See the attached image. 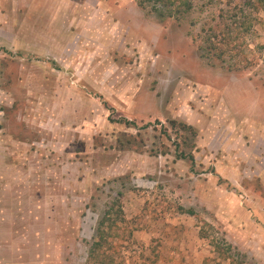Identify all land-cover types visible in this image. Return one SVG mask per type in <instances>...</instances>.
Here are the masks:
<instances>
[{"label": "rangeland", "instance_id": "374dc122", "mask_svg": "<svg viewBox=\"0 0 264 264\" xmlns=\"http://www.w3.org/2000/svg\"><path fill=\"white\" fill-rule=\"evenodd\" d=\"M28 1L0 0V264H87L104 216L108 264H264V10L85 0L114 60L50 66L12 47ZM228 26L237 53L207 59Z\"/></svg>", "mask_w": 264, "mask_h": 264}, {"label": "crops", "instance_id": "0c3cea01", "mask_svg": "<svg viewBox=\"0 0 264 264\" xmlns=\"http://www.w3.org/2000/svg\"><path fill=\"white\" fill-rule=\"evenodd\" d=\"M28 4L31 5V0ZM33 4L38 5L39 10L24 12L13 35L12 47L15 52L22 55H25L22 52L40 54L51 61L48 63L50 66L52 60L59 59V53L71 58L75 66L84 59L114 60L115 44L111 37L113 21L107 11L87 12L85 0H34ZM65 70L60 65V78ZM59 98H62L61 94ZM205 257L200 258V264ZM180 260L181 256H178L171 262L180 264Z\"/></svg>", "mask_w": 264, "mask_h": 264}, {"label": "trees", "instance_id": "16d2710c", "mask_svg": "<svg viewBox=\"0 0 264 264\" xmlns=\"http://www.w3.org/2000/svg\"><path fill=\"white\" fill-rule=\"evenodd\" d=\"M154 1L164 2V6L168 8L167 10H169V14H168L169 16L179 15L182 12H188L189 10L193 8L192 0H154ZM176 2L178 3L177 5L178 9H176L177 10L176 12H173L171 7ZM253 5L255 6V9L257 10L259 9L264 10V0H254ZM154 9L156 10L155 7ZM233 14H234L233 16L236 17V12H234ZM213 18L214 17H212V19ZM226 29L227 30H220L216 32V28L214 29L213 27H210V33L205 38L206 45L198 46L199 49L205 51L204 54L207 57V59L215 58L219 60L221 58V61H223L224 56L231 57L234 54L233 53L234 50L237 53L236 51L237 47L236 46L234 47V44H235L234 37H237L236 36L237 33L231 32L229 26ZM201 56H204V55L201 54ZM185 128L186 129L191 128V126L187 124ZM113 208L114 207L111 206L110 209L112 210ZM117 214L122 216V210L118 209ZM106 219L107 218H105V216L102 219H100V221L98 222L95 228L94 235H93V241L89 245L88 251H87V258H86L87 264H108L109 261H106L105 253L102 250V248L105 245L110 246L116 243L113 237H115V234L117 235L118 230L123 231V233L125 232L126 228H123L120 225H118L115 219L114 220L112 219V221L107 219L109 220V223L105 222ZM129 235L127 234L126 238H129Z\"/></svg>", "mask_w": 264, "mask_h": 264}]
</instances>
